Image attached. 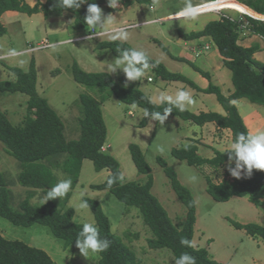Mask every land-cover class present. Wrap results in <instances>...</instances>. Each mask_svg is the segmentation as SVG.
Returning <instances> with one entry per match:
<instances>
[{"label":"rangeland","instance_id":"374dc122","mask_svg":"<svg viewBox=\"0 0 264 264\" xmlns=\"http://www.w3.org/2000/svg\"><path fill=\"white\" fill-rule=\"evenodd\" d=\"M25 1L30 6L37 2V0ZM42 1L45 2V0ZM187 3L189 0H156V7L152 8V0L148 5H133L126 8L120 5L119 10L113 13H107L104 8L102 10L105 16L111 14L114 17L112 23L106 26L110 33L113 29L118 28H124L129 32V39L121 42L132 48L145 51L151 59L158 62L164 61L170 67H167L168 69L165 67L167 71L172 68L190 82L202 85L201 78L192 65L169 60V58L173 59L172 53H176L175 44L178 41V33L198 31L208 22L218 20L222 15L234 19L241 18L242 21L246 20V15L235 10L221 9L213 12H199L197 17L190 20L174 17V14L184 8ZM190 3L200 8L205 2L204 0H190ZM14 13L13 16L6 19L7 33L0 37V81H15V75L11 73L10 67L28 71L33 64L36 71L37 92L60 116L67 140H75L79 137L80 110L76 105L79 95L88 93L99 101L101 99L99 90L86 89L73 80L71 68L74 63L87 73H107L115 81L123 85L127 84V87L138 88L143 93L150 88L157 90L160 81L152 69L146 70L145 75L137 82H127L122 71L110 74L106 70L108 62L114 61L117 57L107 49H99L98 44L102 41H111V39L105 35L93 36L89 40L88 37L93 29L90 26H85L80 30L73 29V19L70 13H57L49 18H44L41 13L30 16L20 12ZM262 39L259 40L264 43V39ZM155 40L159 41L168 53ZM66 41H71V43ZM198 42H207L210 49H203L202 54L194 53L195 56L192 55L195 52L193 48L186 49L187 46H184L185 48L182 49L184 53L192 55L194 66H199L200 61L216 49L210 40ZM10 49H15L19 54L17 56L7 55ZM27 100L28 97L19 92L0 93V112L6 115L13 126H20L27 115ZM244 101L249 104L252 110H242L241 113L244 116L242 118H245L247 114L246 122L253 123V126L258 125L264 107L251 104L245 99ZM239 104V108L242 109L241 103ZM101 110L107 130L102 151L118 161L120 171L124 176L123 183L144 184L147 181L145 175L137 172L129 154L128 145L136 144L142 150L151 169L153 177L151 193L158 199L177 227H180L184 221L185 207L171 189L169 180L158 164L157 158L163 159L176 172L181 184L190 190L196 206V222L192 240L194 247L206 249L210 257L221 264H264V242L259 238L248 236L243 230L235 229L228 221L230 219L240 224L252 223L264 227V207L254 206L246 197H232L227 202H216L206 192V178L216 184L224 179L231 180L233 178L226 174L228 163L218 169L209 166L195 167L189 166L171 155L173 148H181L195 141L190 138L189 143H179L182 134L183 136L185 134L193 136L192 132H195L193 137L199 138L197 125L193 124V131L187 133V122H183L177 117H168L163 126L154 121L152 129L146 125L144 135L139 133V127H137L143 116V111L140 108L122 104L111 96L101 104ZM177 125L180 128L176 135ZM253 126H250L251 130ZM201 131L204 141L208 143L210 141V145L213 143L211 142L213 137L225 142V135L222 132L213 133V130L210 129ZM223 143H217L219 146L211 145V147L203 145L206 148L201 147L202 150L199 149V151L204 152L197 153L201 157L211 158L216 151L225 150L226 144ZM159 147L163 148L162 152L157 150ZM62 158H54L53 161H60ZM52 170L57 182L67 178L59 168ZM0 171L7 183L10 196L9 205L13 210H17L19 204L26 198L34 206L44 203L42 191L25 188L18 184L17 175L21 171L20 163L6 152L2 142H0ZM107 175L106 170L95 172L90 160L82 162L78 183L74 189L69 191L70 196L65 207L73 209V221L78 224L85 222L95 224L90 208L80 210L77 207L80 191L87 190L84 198L100 203L103 212L109 219L112 233L119 236L135 252L140 264H175L170 250H152L148 247L147 241L152 237V234L144 225L136 208L125 206L107 190L91 189V185L102 184ZM62 198H57V201ZM0 233L7 240H18L44 251L54 264L69 262L98 264L99 261L98 253L89 252L84 257L77 247L65 248L63 241L55 238L47 227L40 224L19 227L0 217Z\"/></svg>","mask_w":264,"mask_h":264},{"label":"trees","instance_id":"16d2710c","mask_svg":"<svg viewBox=\"0 0 264 264\" xmlns=\"http://www.w3.org/2000/svg\"><path fill=\"white\" fill-rule=\"evenodd\" d=\"M228 0H204L205 3H219ZM243 10L248 7L259 15H264V0H233ZM58 0H37L30 6L25 0H0V18L7 11L25 13L27 15L43 14L49 18L57 13H70L75 30L88 26L84 23L88 4H82L79 9H61L57 6ZM95 2L107 13H113L119 9H111L107 6V0H88ZM152 0H120L124 8L133 5H148ZM240 3V4H239ZM244 5V6H243ZM251 33L264 39V20L245 16ZM241 21L233 20L230 16L222 15L218 20L208 22L202 30L188 34L179 32V37L185 41L199 40L202 37H210L215 44L219 55L223 58V65L231 71V80L234 91L229 96H224L220 89L212 84L206 89H199L181 74L167 71L160 62L149 58L151 67L156 76L164 81H178L189 85L205 94H213L222 107L225 115L214 112L193 114L188 110L179 111L173 109L169 117H177L197 126L206 123H215L219 130L231 131V140L239 133L249 134L237 108L232 103L239 99H246L252 104L264 107V64L253 59L254 53L259 50L257 45L245 48L238 44ZM6 34V28L0 21V37ZM155 42L166 52V48L157 40ZM99 49L109 50L118 57L120 50L132 49L121 41H102ZM180 61L186 62L183 59ZM192 67L209 79V75L200 71L193 64ZM15 75V81H0V93L19 92L28 97L27 115L20 126H13L4 113L0 112V142L6 148V152L20 163L21 171L17 175L18 184L32 190H40L44 194L47 189L57 183L53 168H59L67 178L72 180L74 189L79 180V174L84 160L93 163L94 171L106 170L108 175L102 184L91 185V189L112 193L127 207L136 208L145 226L150 230L152 237L148 239V247L152 250L168 249L176 260L182 253L187 252L196 260V264H221L213 260L209 252L204 248H196L193 245L194 225L196 222V206L190 190L181 184L176 172L167 163L157 158L169 180L171 189L178 200L185 207L184 221L177 227L173 224L167 211L151 193L153 177L151 169L145 160L144 154L136 144H129L128 150L132 162L139 174L145 175L147 181L144 184L137 182L118 181L110 188L107 179L116 173H121L118 161L111 155L102 151L105 145L107 130L103 119L101 104L111 96L118 102L136 106L142 111H163L166 104L152 102L138 88L127 87L115 81L111 75L101 73H87L76 63L72 65L71 74L73 80L89 90L97 89L101 93L100 101L88 93H81L77 106L80 110L79 137L75 140H67L64 135V124L58 114L50 107L48 101L37 92L36 71L31 64L28 71L19 68H9ZM148 118L142 119L137 127L144 128ZM193 141L181 148H173L171 155L179 161H184L189 166H209L218 169L228 163V155L216 151L212 158H203L198 155V147ZM63 157L62 160L53 161L54 158ZM230 175L229 172L226 173ZM206 192L216 202H227L232 197H246L256 207H264V172L254 170L251 177L239 180L224 179L216 184L206 178ZM33 195V193H30ZM70 192L63 196L62 200H50L38 206L30 204L28 198L24 199L17 210H13L10 203L9 189L0 171V217L19 227H28L40 224L47 227L51 234L63 241L64 247H76L75 240L83 224L73 221L74 211L65 208ZM94 216L95 226L100 237L110 242V247L99 255L98 264H140L135 252L130 249L123 240L112 233L108 217L103 212L100 203L96 200L84 198ZM237 230H243L252 238H259L264 242V227L258 224H240L228 219ZM182 239L191 241L192 246L181 244ZM0 264H54L52 259L42 250L31 247L18 240H7L0 233ZM67 264H73L69 262Z\"/></svg>","mask_w":264,"mask_h":264},{"label":"clouds","instance_id":"9594fccd","mask_svg":"<svg viewBox=\"0 0 264 264\" xmlns=\"http://www.w3.org/2000/svg\"><path fill=\"white\" fill-rule=\"evenodd\" d=\"M87 3L86 15L84 23L90 26L93 31L88 37L89 40L93 36H109L113 41H127L129 39V32L124 28L113 29L110 33L106 26L111 24L113 16L111 14L105 16L103 10L95 3H88V0H58L57 6L61 9H79L82 4ZM107 6L111 9H118L120 7V0H107ZM152 8L156 7V0H153ZM200 9L187 3L174 17L184 19H194L199 15ZM155 22V21H151ZM71 43V41H66ZM19 53L15 49H10L7 53L9 56H17ZM153 67L150 63L149 57L145 51L136 48L120 50L118 57L108 62L107 71L110 74L122 71L126 77L127 82H137L145 75V71ZM127 86V84H125ZM159 102L167 106L163 111H149L143 110V117L148 118L149 123L147 127L153 128L152 122H157L158 125L163 126L169 115L173 113V109L184 111L188 105H192L195 101L188 91L179 90L175 95H169L167 92H159L156 97ZM234 103V101H233ZM139 133L145 135V128H138ZM149 134V133H148ZM158 151L162 152L163 148L159 147ZM228 166L227 171L231 177L239 180L244 177H251L253 171L264 172V131H257L254 134L239 133L229 145L228 151ZM124 176L122 173H116L110 176L106 183L110 188L118 181H122ZM72 188L71 178L60 179L54 186L47 189L43 201L47 203L50 200L65 196ZM87 190H81L79 193L78 209H89V204L84 199ZM181 244L191 247L192 243L188 239H182ZM75 246L79 252L86 257L89 252L101 253L110 247V242L107 239L100 237L97 227L90 222H85L82 229L78 233L75 240ZM175 264H196L193 256L187 252L182 253L176 260Z\"/></svg>","mask_w":264,"mask_h":264},{"label":"crops","instance_id":"0c3cea01","mask_svg":"<svg viewBox=\"0 0 264 264\" xmlns=\"http://www.w3.org/2000/svg\"><path fill=\"white\" fill-rule=\"evenodd\" d=\"M41 2H43V1L41 0ZM244 7L246 10L243 12V10L237 5L236 1L228 0V1H222L219 3H213V2L204 3L202 7H200V8L198 7V8L200 9V12H203V11L204 12H213V11H217V10H221V9H230V10L238 11L240 14H244V15L250 16L252 18H258V19L264 18V15H259V14L255 13L254 11H252L251 9H249L248 7H246V6H244ZM14 14L15 13L12 11H7V12L2 14L0 21L5 28H6L5 23L7 21L6 19L10 16H13ZM231 18H233V17H231ZM165 19H168V18H165ZM236 19L238 20V18H236ZM245 23H247L246 20L243 21V27H240L238 44L242 47H245V48L251 47L253 45H257L259 47V50L256 53H254L253 59L264 64V51H263L264 43L259 40L262 38L260 36L252 34L251 30L249 29V25L246 26ZM203 28H204V26H203ZM202 29H200V30H202ZM6 33H7V29H6ZM185 34H188V33H185ZM177 37H178V41L175 44L176 53H172L173 59L169 58V60L172 62H177V63L181 62V63H186L189 65L193 64L192 55H194V53H198V52H201V54H202V51H203L202 47L204 45L208 44L207 42L201 43L198 41H201V40L212 41V39L210 37H202L199 40H193V41H185L179 37V34L177 35ZM184 46H187L186 49H189V48L192 49L193 48L195 50V52H193V54L191 52L192 55H190L188 53H184L182 50L183 48H185ZM209 47H210V45H209ZM215 48H216V46H215ZM187 56H190V57H187ZM195 58H197V57H195ZM179 59H183L186 62L180 61ZM160 63H162L166 68L169 67V66H167V64H165L164 61L160 62ZM196 67L200 71H203L209 75V79H208V78H205L203 75H201L198 71H196V72H198V74L201 78L202 85H198L193 81L192 82L199 89H206L209 86V84H212V85L218 87L224 96H229L233 93L234 87L232 85V80L230 81L231 71L229 69H227L226 67H224L223 58L219 55L217 48L213 52L207 54L203 58V60L200 61L199 66H196ZM150 69H152V68H150ZM169 71L171 73H176L175 70H173L172 68L169 69ZM176 74H179V73H176ZM159 81H160V83H159L157 90H155V89L153 90L152 88H150V89H147L144 93L152 102H154L156 104H160L159 100L156 98L158 96L159 92H167L169 95L174 96L177 91L185 90V91H188L190 93V95L192 96V98L195 101L192 105H188L186 107V110H188L189 112H191L193 114H199L202 112L203 113L214 112V113H218L221 115H225L224 110L218 104V102L216 101V97L213 94L202 93V92L198 91L197 89L191 88V87L187 86L185 83L178 82V81H164L160 78H159ZM232 103H233V101H232ZM239 103H241V106L243 107L242 109L239 108V106H240ZM233 104L237 108V111H238L241 118L244 117L241 113L242 110H245V111H247L248 109H250V111L252 110V108L249 106V104H247L244 101V99L236 100V101H234ZM247 117H248V115L246 114L245 118H242V120L245 123L249 134H254L257 131H264V112H263V114L262 113L260 114L259 124L258 125L255 124V126L252 125L253 123H247L246 122ZM183 122H187V124H188V125H186L187 133L192 132L193 128H194L193 124L191 125V123L188 121H183ZM148 123H149V121H148ZM148 123H147V125H148ZM250 126H253L252 130H251ZM177 127H178V129L176 130V135H177V132H178L180 126L177 125ZM197 129L199 130V132L197 133L199 138L196 139L195 137H193L195 132H192L193 136L192 135L189 136L188 134H185L183 136V134H182V138H181L179 143H184V142L189 143L190 138H192L197 142L196 145L198 147L199 153L201 152V151H199V149L202 150L201 147L206 148L205 146H207V145L210 147H211V145L219 146V144L223 143V141H221L219 138L213 137V140L211 139V142H213V143H211V145H210V141H209V143L207 141H204L205 139H204V136H203L201 130L210 129V130H213V133L214 132L215 133H221L222 132L225 135V142L223 144H226V147L224 149L228 150L229 145H230L229 143H230V141H232L230 130H228V129L219 130L216 127L215 123H206L203 126H198ZM197 140H199V141H197ZM198 143H200V144H198ZM217 143H219V144H217ZM203 145H205V146H203ZM207 150H208V148H207ZM225 150H223V151H225ZM223 151H220V152H223ZM203 152L204 151H202L201 153H203ZM208 156H210V155H208Z\"/></svg>","mask_w":264,"mask_h":264},{"label":"built area","instance_id":"2783aa9c","mask_svg":"<svg viewBox=\"0 0 264 264\" xmlns=\"http://www.w3.org/2000/svg\"><path fill=\"white\" fill-rule=\"evenodd\" d=\"M243 15V14H242ZM247 16V15H246ZM252 18V17H251ZM233 19V18H232ZM233 20H236V19H233ZM238 21H241L242 23H241V26H243V21L241 20V19H238ZM245 25L247 26L248 25V23H245ZM209 48V46L208 45H205L204 47H203V49L204 50H207ZM199 53H201V52H198V54Z\"/></svg>","mask_w":264,"mask_h":264},{"label":"water","instance_id":"95a60500","mask_svg":"<svg viewBox=\"0 0 264 264\" xmlns=\"http://www.w3.org/2000/svg\"><path fill=\"white\" fill-rule=\"evenodd\" d=\"M250 17V16H249ZM264 20V19H263Z\"/></svg>","mask_w":264,"mask_h":264}]
</instances>
